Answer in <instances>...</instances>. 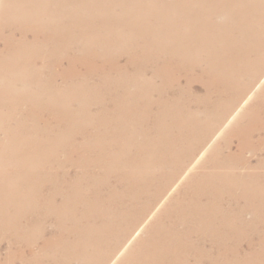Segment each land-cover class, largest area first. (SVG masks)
<instances>
[{
  "label": "bare ground",
  "instance_id": "6f19581e",
  "mask_svg": "<svg viewBox=\"0 0 264 264\" xmlns=\"http://www.w3.org/2000/svg\"><path fill=\"white\" fill-rule=\"evenodd\" d=\"M260 133L264 0H0V264H264Z\"/></svg>",
  "mask_w": 264,
  "mask_h": 264
},
{
  "label": "rangeland",
  "instance_id": "374dc122",
  "mask_svg": "<svg viewBox=\"0 0 264 264\" xmlns=\"http://www.w3.org/2000/svg\"><path fill=\"white\" fill-rule=\"evenodd\" d=\"M194 90H196V91H200L201 89L199 88V86L198 85H195L194 86ZM246 122H243L242 123V126H246ZM226 128H228V127H225V129L223 130V132H225L226 131ZM262 136H264L263 135V133H260ZM260 134H257V135H255V138H257V137H259V135ZM222 135V133L221 134H219V136H221ZM219 136H217L215 139H214V143H217V142H220L221 141V137H219ZM238 145V139H234V141H233V148H235L236 146ZM204 157V156H203ZM202 157V158H203ZM246 157L247 158H249L250 159V161H251V163H252V165L253 166H255L257 163H258V160L260 159V158H264V151L263 152H261L260 154H258L257 156H251L249 153H247L246 154ZM202 158L200 159V163L202 164ZM204 161V160H203ZM200 163H199V166H200ZM13 165H12V163H10V162H7L6 163V166L5 167H2V168H0V170L2 171H0V173L2 174V175H6V173H7V171L12 167ZM197 167H198V165H197ZM11 171V170H10ZM256 171H258V173L257 172H255V173H252V174H260V176H262V178H263V176H264V169H259V170H256ZM264 181V180H263ZM182 184V183H181ZM260 186H262V187H264V182H261L260 184H259ZM180 187V186H179ZM152 220V218L149 220V221H151ZM149 223V222H148ZM147 223V224H148ZM49 227V229H51V226H48ZM142 236V231H140V232H138L137 233V235L135 236V238H134V240H137L138 238H140ZM134 240L131 242V243H133L134 242ZM6 245V244H5ZM5 245H3V248L5 247ZM1 253H4V250L2 249L1 250Z\"/></svg>",
  "mask_w": 264,
  "mask_h": 264
}]
</instances>
